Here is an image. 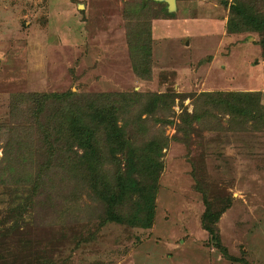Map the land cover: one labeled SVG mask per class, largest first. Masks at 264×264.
<instances>
[{
	"label": "rangeland",
	"instance_id": "374dc122",
	"mask_svg": "<svg viewBox=\"0 0 264 264\" xmlns=\"http://www.w3.org/2000/svg\"><path fill=\"white\" fill-rule=\"evenodd\" d=\"M142 5L144 16H168L150 20V72L140 77L132 69L128 24ZM228 13L221 0H176L172 11L161 0H0L5 262L264 264V127L227 130V117L220 115L222 125L204 119L186 143L171 138L163 149L150 226L103 217L81 174L60 181L74 168L70 157L86 155L85 150L59 134L56 122L39 130L51 115L48 109L61 103L57 95L68 92L79 99L99 94L101 106L105 94H116L110 106L123 111L116 114L118 124L144 106L150 93H166L174 112L166 111L161 125L168 137L181 135L176 123L184 109L192 112L199 92L259 91L264 103L260 35L229 32ZM235 49L243 53L231 56ZM135 92L140 94L135 108L122 107L124 97ZM37 101L43 102L41 109ZM148 123L153 131L160 127L155 120ZM195 174L208 184L209 196L231 200L212 233L201 222L205 206L194 188ZM18 199L20 214L13 207Z\"/></svg>",
	"mask_w": 264,
	"mask_h": 264
},
{
	"label": "trees",
	"instance_id": "16d2710c",
	"mask_svg": "<svg viewBox=\"0 0 264 264\" xmlns=\"http://www.w3.org/2000/svg\"><path fill=\"white\" fill-rule=\"evenodd\" d=\"M221 2L228 7L229 32L247 30L258 33L260 39L257 42L261 46L264 59V0ZM143 5L139 17L128 24L132 69L140 77L150 72V20L157 16H168L163 12H146L148 15L144 16ZM113 95L116 94H105L103 100L109 97L101 106L99 94L92 97L82 96V99L73 97L71 92L58 94L57 100L61 99V103L48 109L51 115L40 124L39 130L41 133L45 132L47 125H54L56 122L59 134L62 133L75 145L83 147L86 155L70 157L73 159L71 164L74 168L65 170L66 176L62 173L60 181L69 183L71 175L81 174L91 188V199L96 206L102 208L103 217L120 224L151 225L158 180L164 168L163 149L169 146L170 140L186 143L190 139L191 131L202 120L210 121L207 119L210 118L212 123L222 125L217 118L220 115L227 117L224 121L227 130L240 131L245 129L246 124L255 130L264 127V103L260 100L259 91L215 90L194 94L192 112L184 109L179 116V123H176V130L181 135L171 137L163 135L161 129V125L167 122L166 111H172L170 95L150 93L144 106L137 109L135 103L140 94L135 92L133 95H126L128 99L124 97L122 107L128 110L132 107L131 110L135 108V111L131 118L119 124L116 114L123 111L115 112L116 107H112L115 105L110 100ZM42 101H37L40 109L43 107ZM144 113L146 116L142 117ZM150 120L158 122L160 127L151 130L148 125ZM149 131L154 133L150 134ZM106 162L110 164L108 169H104ZM85 163L87 165L82 168ZM194 178V188L201 191L205 206L201 222L212 233L211 225H215V221L230 207L231 200L229 196H209L208 184L206 185L202 176L197 179L195 174ZM20 206L18 199L13 207L19 214ZM0 264L12 263L5 262L0 256Z\"/></svg>",
	"mask_w": 264,
	"mask_h": 264
},
{
	"label": "water",
	"instance_id": "95a60500",
	"mask_svg": "<svg viewBox=\"0 0 264 264\" xmlns=\"http://www.w3.org/2000/svg\"><path fill=\"white\" fill-rule=\"evenodd\" d=\"M161 1H165L167 3L168 10H170V11L175 10L176 0H161Z\"/></svg>",
	"mask_w": 264,
	"mask_h": 264
},
{
	"label": "crops",
	"instance_id": "0c3cea01",
	"mask_svg": "<svg viewBox=\"0 0 264 264\" xmlns=\"http://www.w3.org/2000/svg\"><path fill=\"white\" fill-rule=\"evenodd\" d=\"M175 9H176V3H175ZM187 42V44H188V41H186ZM235 45V43H233V45L232 46H234ZM236 46V45H235ZM243 53V52H241V50L240 49H235L234 51H233V53L232 52H230L231 53V56H235L236 54H238V53ZM230 56V55H229ZM248 57H246V59H247Z\"/></svg>",
	"mask_w": 264,
	"mask_h": 264
}]
</instances>
